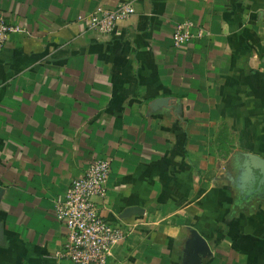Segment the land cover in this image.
<instances>
[{
  "label": "crops",
  "instance_id": "obj_1",
  "mask_svg": "<svg viewBox=\"0 0 264 264\" xmlns=\"http://www.w3.org/2000/svg\"><path fill=\"white\" fill-rule=\"evenodd\" d=\"M121 3L112 33L77 20ZM0 17L22 29L0 53V264H76L55 204L98 158L101 211L128 231L106 264H264V0H0ZM188 19L202 36L175 46Z\"/></svg>",
  "mask_w": 264,
  "mask_h": 264
},
{
  "label": "built area",
  "instance_id": "obj_2",
  "mask_svg": "<svg viewBox=\"0 0 264 264\" xmlns=\"http://www.w3.org/2000/svg\"><path fill=\"white\" fill-rule=\"evenodd\" d=\"M135 13L131 3H121L113 8H100L86 15H79L78 21H87L89 28L101 33H112L120 20ZM22 30L19 25L0 17V53L9 34ZM202 32L196 31L192 20L179 23L173 33L175 46L183 45ZM111 170L109 158L92 161L84 172L70 183L63 200L56 202L58 219L67 229L60 256L76 264H106L114 247L126 239L128 231L123 225L109 222L101 211V204L108 194V177Z\"/></svg>",
  "mask_w": 264,
  "mask_h": 264
},
{
  "label": "water",
  "instance_id": "obj_3",
  "mask_svg": "<svg viewBox=\"0 0 264 264\" xmlns=\"http://www.w3.org/2000/svg\"><path fill=\"white\" fill-rule=\"evenodd\" d=\"M249 157H250L252 166L255 168H258L260 170L261 178H260L259 184H258V188H260L261 185L264 184V157L257 155V154H254V153H251L249 155ZM0 191H1V187H0ZM132 211H130V212H132ZM193 235H194V239H195L196 243L198 244V247L200 248V250L201 251L206 250L210 253L211 251H210L205 239L202 236H200L197 232H193Z\"/></svg>",
  "mask_w": 264,
  "mask_h": 264
}]
</instances>
